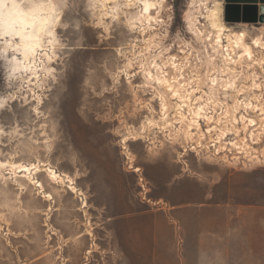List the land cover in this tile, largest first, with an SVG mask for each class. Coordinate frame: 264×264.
<instances>
[{"label":"rangeland","instance_id":"rangeland-1","mask_svg":"<svg viewBox=\"0 0 264 264\" xmlns=\"http://www.w3.org/2000/svg\"><path fill=\"white\" fill-rule=\"evenodd\" d=\"M20 1L45 24L24 69L0 34V264H264V0Z\"/></svg>","mask_w":264,"mask_h":264},{"label":"bare ground","instance_id":"bare-ground-1","mask_svg":"<svg viewBox=\"0 0 264 264\" xmlns=\"http://www.w3.org/2000/svg\"><path fill=\"white\" fill-rule=\"evenodd\" d=\"M36 3H38V5H36V7H35L34 4H36ZM41 3L42 2H34L33 3L31 1L30 5L28 7H25L23 2L20 1V0H13L12 2H8V3L6 2V0H0V34L3 35V36L9 35L10 37L18 36L19 43L17 44L16 49L20 50L22 52V54H23V59L21 61H19V62H15L14 63L16 68H19V67H21L23 69L26 68L27 65H25V61L28 60L30 57L34 58V52L36 50V47L38 46L37 42L39 40V34L42 31V26L45 24V23L43 24V22H42V19H44L45 17L42 18V17H40V15H39V17L38 16L36 17V12H35L36 10H38V7L40 8ZM145 3H146L145 4L146 8L148 9V7H150L149 0H145ZM40 13H41V11H40ZM220 13H221V8L219 6V3L217 4V2L214 4V8L209 10V12H207V18L209 19L211 25H213L216 28V30H215L216 31V36H219L221 30H223L222 29L223 24L221 22L222 20L220 18ZM192 14L193 13H187L185 18L187 20V23H189V26L191 28H195V25L192 23L193 22V18H194L192 16ZM196 29L194 30L196 35H197L196 37L198 38V40H201L202 37L198 33V31ZM9 45L10 44L7 43V41H6V44L3 45L4 50H5V46L9 47ZM6 52H7V50H6ZM218 53L219 52L212 51L211 54H208V53L205 54L203 60H205L204 62L207 64L206 65L207 67H209V66L210 67H215L217 65L215 59L212 58L211 56L214 55V54L218 55ZM227 60L228 59L226 58L224 60V62L225 61L227 62ZM222 61H223V59H222ZM147 65H148V63H146V64L144 63L145 70H149L148 75L146 76L147 77L146 82L151 83L153 80L157 81V79L152 75V73H150V68L148 67L149 65L148 66ZM154 65H155V63H154ZM16 68H14V69H16ZM217 69H218V67H217ZM34 70H36V69H34ZM34 70H32V74L36 73V71H34ZM221 70H223V68ZM207 78L208 77H206L205 75L202 76V77L200 76L198 84L199 85H201V84H205L206 85V83L208 84L209 81H207ZM157 83L160 84L159 81ZM216 83L215 84L214 83L210 84L209 85V89H208V93H209L208 98L211 99L212 103L213 102L215 103L217 100H221L220 99L221 98V92H224L225 94H227V91H228L227 88L230 85V84L227 85L228 87H226V86L225 87H221L220 85H217ZM166 93H167V91H166ZM166 93H165L164 98H163V109H164L163 114H164V118L162 119L163 121L161 123H169L171 121V119L173 118L170 115V110L172 108V105H171L170 100H169L170 98L167 97ZM232 98H233V96H232ZM234 102H235V99H234V101H232V103H233V104L231 103L232 105L229 104V103L226 105V107H225L226 108V113H225V116L223 117L224 118V122L231 123V125H234L235 121H236L235 118H236V112H237L236 110H237V108H236V103H234ZM222 127H226V125H224ZM145 129H146V127L144 128V130L142 132H145ZM219 129H221V128H219ZM221 131H222V129H221ZM132 135H134V134H132ZM125 138L126 137H123V143H125ZM200 144H202V143L200 142ZM36 163L35 164H31V168H26L25 171L29 172V171H31V169L33 170V169L38 168V164H40V163H37V164ZM3 165H5V164H3ZM9 166H11L12 169L19 168V167H21V168L24 167V166H21L20 164L9 165ZM39 166H42V165H39ZM0 169H1V164H0ZM47 172L53 179H55V181H57V182H66L65 179H64L65 177L62 176L60 173H57V171H55V169H53L51 167H47ZM33 174H34V172H33ZM68 185L71 187V189L73 191H75L74 187L72 186V182H69Z\"/></svg>","mask_w":264,"mask_h":264},{"label":"water","instance_id":"water-1","mask_svg":"<svg viewBox=\"0 0 264 264\" xmlns=\"http://www.w3.org/2000/svg\"><path fill=\"white\" fill-rule=\"evenodd\" d=\"M252 1H254V2H255L256 0H252Z\"/></svg>","mask_w":264,"mask_h":264}]
</instances>
